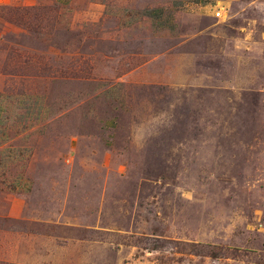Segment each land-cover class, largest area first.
<instances>
[{"label":"rangeland","instance_id":"rangeland-1","mask_svg":"<svg viewBox=\"0 0 264 264\" xmlns=\"http://www.w3.org/2000/svg\"><path fill=\"white\" fill-rule=\"evenodd\" d=\"M0 264H264V0H0Z\"/></svg>","mask_w":264,"mask_h":264}]
</instances>
